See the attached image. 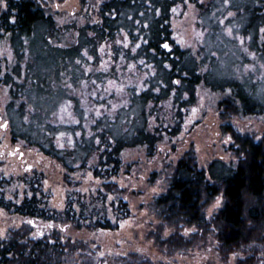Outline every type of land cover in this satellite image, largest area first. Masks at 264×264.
<instances>
[{
    "label": "trees",
    "instance_id": "1",
    "mask_svg": "<svg viewBox=\"0 0 264 264\" xmlns=\"http://www.w3.org/2000/svg\"><path fill=\"white\" fill-rule=\"evenodd\" d=\"M199 1L101 0L97 20L78 25L59 22L57 13L37 0H6L0 14V41L6 39L11 54L0 55V86L8 91L3 114L11 139L44 153L69 172L86 168L94 176L108 179L119 172L124 150L144 147L152 154L165 136L179 133L200 84L227 94L219 102L223 119L232 115L264 119V0H209L205 8ZM187 2L201 10L199 23L202 28L207 26L211 42L215 41L200 46L199 54L177 47L169 52L162 47L165 41L170 44L172 8ZM226 27L231 28V36L225 35ZM74 30L78 32L75 42ZM111 40L119 42L115 52H123V68L132 56L136 61L142 59L145 68L154 64V73L144 89L127 88L129 102L118 110L85 115L81 98L74 92L83 82L89 91H98L92 103L108 106L111 100L99 96L98 79L107 74L95 68L102 60L101 45ZM137 42L139 47L131 54ZM167 101L170 110L163 112L167 117L158 119V110L166 108ZM61 102H72L78 114L76 124L52 119ZM153 117L159 125L151 126ZM222 127L233 139L236 159H214L203 168L193 151L185 152L176 162L166 190L154 198L153 207L168 226L196 229L183 244V235H170L169 239L178 238L179 246L200 240L213 226L218 250L224 255L264 241V139L255 141L228 123ZM62 131L73 140L58 145L56 138ZM43 179L38 171L18 177L24 188L19 196L17 190L6 195L12 177L0 178V208L70 223L77 229H115L130 214L122 198L108 201L109 193L122 191L111 182L88 194L69 191L63 209L56 210L43 190ZM220 193L223 203L208 219L205 208ZM6 237L0 240V264H61L63 255L73 252L75 246L61 241L57 234L32 239L26 227ZM125 260V264H154L136 255ZM237 264L253 262L247 258Z\"/></svg>",
    "mask_w": 264,
    "mask_h": 264
},
{
    "label": "rangeland",
    "instance_id": "2",
    "mask_svg": "<svg viewBox=\"0 0 264 264\" xmlns=\"http://www.w3.org/2000/svg\"><path fill=\"white\" fill-rule=\"evenodd\" d=\"M53 13H57L59 22L75 21L78 25L97 20V11L101 0H37ZM209 0H200L203 8ZM6 8V0H0V14ZM201 10L195 3L187 2L172 8L171 47L190 49L199 54L200 46L214 44L210 40L207 26L202 28L199 23ZM229 12L227 15L229 16ZM225 35L230 27H226ZM77 31H73V41H76ZM115 40L104 42L99 51L102 60L95 64L98 71L102 69L107 76L100 77L99 96L111 97L109 105L92 103V98L98 95L97 89L88 90L87 82H83L74 91L81 98V106L85 115H100L104 112L118 110L129 102L127 88L134 86L137 91L148 85V77L154 73V64L145 68L142 59H131L126 67H122L123 52H115ZM128 43V40H125ZM136 45L132 47L136 50ZM172 49V48H171ZM10 50L6 39L0 41V55L10 57ZM130 54V55H131ZM117 55V56H116ZM134 55V54H133ZM116 56V57H115ZM93 58L92 56H90ZM200 55H197L199 58ZM228 60V55L225 53ZM229 62V61H228ZM152 63V62H151ZM113 66V69H111ZM92 69V67H91ZM93 70V69H92ZM95 71V70H94ZM101 71V70H99ZM110 72H113L110 73ZM104 74V73H103ZM113 75V76H112ZM91 95V97H90ZM226 93H219L200 84L196 88L195 103L187 110L183 127L175 136H165L157 143L155 151L148 154L144 147L126 149L121 154L119 172L108 179L99 178L86 168H77L69 172L56 160L51 159L36 149L25 146L21 142L11 139L10 128L3 114V106L8 98L7 88L0 86V178L12 177V184L6 186V195H12L15 190L19 196L23 193V185L18 177L33 171L44 175L42 187L49 196V204L56 210H62L67 193L79 191L91 193L103 189V183H115L121 192L108 194V201L122 198L128 203L130 214L119 220L115 229H87L74 228L70 223L52 222L39 218H31L17 213H9L0 208V233L5 237L13 230L26 227L27 235L36 239L45 237L50 239L57 234L61 241L75 245L73 252L63 255L61 264H125V259L136 255L143 261L154 264H237L238 261L251 258L253 264H264V241L246 244L222 255L216 238V231L210 226L209 232L200 240L186 246H179L178 238L169 239L170 235L179 233L186 238L196 229L182 227L176 229L168 226L157 214L153 207V200L164 192L176 162L185 152L193 151L199 167L206 168L214 159L223 161L235 160L233 139L225 132L222 125L230 124L235 131L248 135L255 141L264 139V119L259 116L232 115L226 119L221 117L219 102L226 97ZM167 107L159 109V118L164 119L170 110ZM108 108V110H107ZM78 114L73 109L72 102H61L53 113L55 122L76 124ZM152 118L151 126L159 125L160 121ZM67 132H59L56 142L63 145L64 141H72ZM17 188V189H16ZM217 198L223 203L222 194H218L205 208L206 217L211 219L218 208L213 209ZM212 210L211 215L209 211ZM28 221H32L31 224ZM50 226V227H49ZM167 233V235H165ZM82 247L81 249H79ZM68 254V255H67Z\"/></svg>",
    "mask_w": 264,
    "mask_h": 264
},
{
    "label": "snow or ice",
    "instance_id": "3",
    "mask_svg": "<svg viewBox=\"0 0 264 264\" xmlns=\"http://www.w3.org/2000/svg\"><path fill=\"white\" fill-rule=\"evenodd\" d=\"M230 15H231V13H230ZM261 31H264V29H262ZM229 34H231V30H229ZM137 47H139V45H137ZM162 47L164 49H166V50H169V52L171 51V49L169 48V45L167 43L162 44ZM133 51H135V49H133ZM85 55H86V53H85ZM89 58H91V57H89ZM141 63H143V61H141ZM175 83H179V81H175ZM238 158H241L240 155H239V150H238ZM220 204H221V200H220V198H217L215 204L213 205V209L212 210L218 208L220 206ZM212 210L209 211V215H211ZM28 223L31 224L32 221H28ZM165 235H167V233H165ZM6 238L7 237H5L2 233H0V240L6 239Z\"/></svg>",
    "mask_w": 264,
    "mask_h": 264
},
{
    "label": "water",
    "instance_id": "4",
    "mask_svg": "<svg viewBox=\"0 0 264 264\" xmlns=\"http://www.w3.org/2000/svg\"><path fill=\"white\" fill-rule=\"evenodd\" d=\"M164 43H167V44L169 45V48L171 49V45L169 44L168 41H165V42H163L162 44H164ZM165 50H166V49H165ZM166 51H169V50H166Z\"/></svg>",
    "mask_w": 264,
    "mask_h": 264
}]
</instances>
